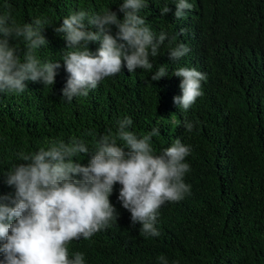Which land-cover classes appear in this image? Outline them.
<instances>
[{
	"label": "trees",
	"instance_id": "trees-1",
	"mask_svg": "<svg viewBox=\"0 0 264 264\" xmlns=\"http://www.w3.org/2000/svg\"><path fill=\"white\" fill-rule=\"evenodd\" d=\"M147 2L140 15L154 33L163 31L168 37L158 56L149 57L153 68L130 73L123 67L86 97L69 103L62 97L67 44L54 27L81 9L89 14L111 9L122 19L123 0H0V15L10 12L18 23L36 17L49 21L42 32L48 45L37 56L42 63L61 64L52 86L25 81L24 92L0 94V197L14 196L4 174L13 164L25 163L18 161L19 152L47 150L51 142L73 138L92 150L102 135L109 129L115 133L117 122L129 117V130L138 136L159 129L151 138L157 154L176 138L191 146L185 158L190 171L184 177L190 194L166 202L155 224L160 235L144 237L122 207L121 185L115 184L109 199L119 213L117 222L88 240H73L70 256L82 252L85 264H160L159 256L168 264H264V0H187L193 7L179 20L174 16L177 0ZM165 3L171 11L162 16ZM84 23L86 30L98 31ZM116 31L113 27L112 34ZM179 43L190 50L170 60V47ZM99 46L89 43L92 52ZM161 65L167 75L152 81ZM180 67H195L206 75L202 96L187 110L173 102L182 95L181 78L174 76ZM184 121L194 125L191 132ZM90 158L81 155L77 162L87 166Z\"/></svg>",
	"mask_w": 264,
	"mask_h": 264
},
{
	"label": "clouds",
	"instance_id": "clouds-1",
	"mask_svg": "<svg viewBox=\"0 0 264 264\" xmlns=\"http://www.w3.org/2000/svg\"><path fill=\"white\" fill-rule=\"evenodd\" d=\"M175 6L177 20L193 7L187 0H177ZM146 7L147 0H123L119 6L122 19L111 9L96 14L81 9L54 27L67 44L62 56L68 74L62 89L64 100L70 103L74 97H86L89 90L120 73L123 67L130 73L153 68L149 57L158 56L168 37L163 31L156 34L151 30L140 15ZM160 11L163 16L171 9L165 3ZM85 21L98 31L86 30ZM48 23L40 17L18 23L10 12L0 15V94L24 92L25 81L44 86L55 83L60 62L42 63L37 56V50L48 45L42 34ZM90 42H99L95 52L89 49ZM189 50L184 43L170 47L169 59L178 60ZM166 75L167 68L161 65L151 80L159 81ZM174 76L181 78L182 95L174 97L173 102L187 110L202 96L201 81L206 75L195 67H180ZM174 123L180 126L179 121ZM117 124L116 132L109 129L92 150L73 138L68 143L51 142L47 150L17 154L18 161L25 163L13 164L4 174L6 184L15 189L14 196L0 197V201H8L0 203V264H85L84 254L77 251L70 256L68 246L81 237L88 240L109 227L110 222H117L119 213L109 199L117 183L121 185L118 199L130 212L131 223L141 226L140 235H160L155 227L159 209L166 202H178L190 194L184 177L190 171L185 158L191 146L176 138L157 154L151 138L159 134L158 128L141 137L129 130L131 118L125 117ZM183 126L188 132L194 127L189 121ZM118 140L129 149L127 153L118 146ZM88 154L91 158L87 166L77 162L81 155ZM77 176L81 178L75 179ZM157 260L168 264L165 256Z\"/></svg>",
	"mask_w": 264,
	"mask_h": 264
}]
</instances>
